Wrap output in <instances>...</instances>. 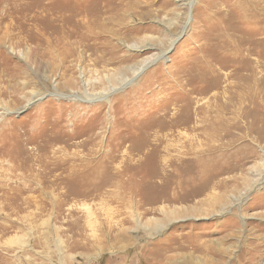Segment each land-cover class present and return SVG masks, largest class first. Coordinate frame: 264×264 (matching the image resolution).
<instances>
[{
	"label": "rangeland",
	"instance_id": "rangeland-1",
	"mask_svg": "<svg viewBox=\"0 0 264 264\" xmlns=\"http://www.w3.org/2000/svg\"><path fill=\"white\" fill-rule=\"evenodd\" d=\"M0 264H264V0H0Z\"/></svg>",
	"mask_w": 264,
	"mask_h": 264
},
{
	"label": "bare ground",
	"instance_id": "bare-ground-1",
	"mask_svg": "<svg viewBox=\"0 0 264 264\" xmlns=\"http://www.w3.org/2000/svg\"><path fill=\"white\" fill-rule=\"evenodd\" d=\"M138 71H139V68L133 70L134 74L137 73ZM157 224H158V223H157ZM155 227H156V226H155Z\"/></svg>",
	"mask_w": 264,
	"mask_h": 264
}]
</instances>
